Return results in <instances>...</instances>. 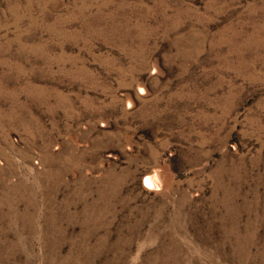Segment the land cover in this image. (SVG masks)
<instances>
[{
    "label": "rangeland",
    "instance_id": "1",
    "mask_svg": "<svg viewBox=\"0 0 264 264\" xmlns=\"http://www.w3.org/2000/svg\"><path fill=\"white\" fill-rule=\"evenodd\" d=\"M0 264H264V0H0Z\"/></svg>",
    "mask_w": 264,
    "mask_h": 264
},
{
    "label": "bare ground",
    "instance_id": "2",
    "mask_svg": "<svg viewBox=\"0 0 264 264\" xmlns=\"http://www.w3.org/2000/svg\"><path fill=\"white\" fill-rule=\"evenodd\" d=\"M147 182L152 184V181H151V179L149 177H147Z\"/></svg>",
    "mask_w": 264,
    "mask_h": 264
}]
</instances>
